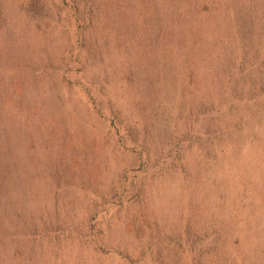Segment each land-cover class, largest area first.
Instances as JSON below:
<instances>
[{"label":"rangeland","instance_id":"1","mask_svg":"<svg viewBox=\"0 0 264 264\" xmlns=\"http://www.w3.org/2000/svg\"><path fill=\"white\" fill-rule=\"evenodd\" d=\"M0 264H264V0H0Z\"/></svg>","mask_w":264,"mask_h":264}]
</instances>
